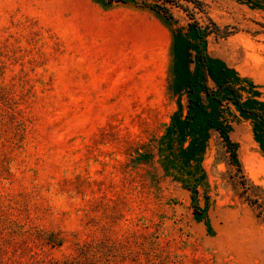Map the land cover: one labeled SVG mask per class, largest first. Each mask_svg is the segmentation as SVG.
Wrapping results in <instances>:
<instances>
[{"label":"rangeland","instance_id":"rangeland-1","mask_svg":"<svg viewBox=\"0 0 264 264\" xmlns=\"http://www.w3.org/2000/svg\"><path fill=\"white\" fill-rule=\"evenodd\" d=\"M177 1L0 0V264H264V0Z\"/></svg>","mask_w":264,"mask_h":264},{"label":"trees","instance_id":"trees-1","mask_svg":"<svg viewBox=\"0 0 264 264\" xmlns=\"http://www.w3.org/2000/svg\"><path fill=\"white\" fill-rule=\"evenodd\" d=\"M108 2H128V1H135V2H140V3H143V4H149V3H146V0H107ZM178 1L177 0H155V3L153 5H151L152 7L154 8H157L163 12H168L169 15H170V12H169V9H168V6H166V3H169V4H172V3H177ZM196 33L197 35L199 36V38H201V41L203 40V37L205 35H207V33H209V29H200V28H196ZM200 58L202 60V64L205 65L206 63V60H205V57L203 55V53L201 52L200 54Z\"/></svg>","mask_w":264,"mask_h":264}]
</instances>
